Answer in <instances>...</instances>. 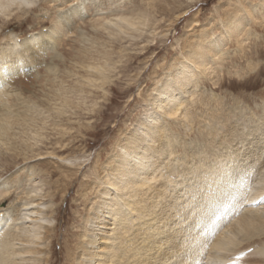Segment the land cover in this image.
Wrapping results in <instances>:
<instances>
[{
	"label": "rangeland",
	"instance_id": "1",
	"mask_svg": "<svg viewBox=\"0 0 264 264\" xmlns=\"http://www.w3.org/2000/svg\"><path fill=\"white\" fill-rule=\"evenodd\" d=\"M30 1L31 4L24 9L14 5L10 9L12 15L9 20L6 14L0 13V31L9 22V29L14 33L12 55L20 54L22 61L18 59V64L25 59L27 61L22 68L24 73L15 76L11 83L2 84L0 93L5 91L3 93L12 98L9 110L13 115L24 111L28 114L29 111L28 115L35 118L32 131L26 125L23 127L19 120V124H12L9 130L10 139H0V194L3 190H9L6 196L0 195V208L7 209V221L2 229L7 231V237L4 235L2 238L4 241L13 243L16 249L24 246L15 240V234L19 232L17 209H24L22 204L25 200L33 202L29 206L31 209L38 208L37 201L43 202L48 204L43 210V214L47 215L44 224L52 233L48 241L39 244V247L47 246L46 252L34 255V259L46 256L50 257L51 264H77L74 257L86 239L85 229L91 228L85 212L95 206L96 199H93L96 190L108 186L98 185L105 173L102 167L111 158L118 141L129 137L140 122H146L145 111L152 110L149 102L157 96L156 87L178 67V61L185 60L184 54H188L200 35L214 40L210 45L207 41L204 43V47L212 48V52L206 54L207 67L200 61L189 63L190 66L182 70V76L191 77L193 86L186 87L185 81L179 89L174 86L175 92L180 90L177 98L183 104L180 110L182 114L170 116L163 113L162 106L160 109L153 107L160 114L155 121L161 124L160 133H169V140L173 141L169 148L172 153L164 161L167 164L170 161L172 169L176 171L172 174L173 180H181L198 158L215 161L214 156L217 155V159L225 160L226 152L234 154L232 149L239 148L240 153L251 156L235 158V162L239 160L240 176L237 172L233 176L225 175L222 186H232V190L238 189L239 192L243 189L244 199L248 197L250 189L247 187L250 184L254 190L264 186L263 182L257 183L264 180V0ZM257 4L260 9L253 12L252 5ZM242 8L246 11L241 13L243 21L237 27L238 33L222 36L221 32L225 33L221 25L223 20L226 23L229 21L228 11H238L237 14H240ZM15 14L22 16L17 18ZM58 15L66 18L60 23L61 26L57 24V28L52 27ZM125 17L132 23L131 26L120 20ZM50 28H55V34H48ZM41 32L46 34L42 38L47 40V45L31 60L24 52L25 45L30 43L32 35ZM13 44H7V47H13ZM0 47L6 48L5 44ZM13 71L7 69L5 73L2 70L3 78ZM88 78L92 80L90 83ZM64 97L68 104L63 105ZM57 108L62 109L59 115L55 110ZM183 113L186 119L182 118ZM35 130L42 132L41 136L35 135ZM235 131L245 137L241 139L239 135L235 136ZM26 144L33 145L34 151L28 149ZM42 159L48 160L44 166L38 163ZM183 159L191 162L184 171ZM161 160L159 162L164 165L165 162ZM251 161L262 162V166L259 170L254 167L250 171L253 165ZM44 169L56 175L48 177ZM231 171L230 168L227 173ZM60 172L67 175L68 183L64 182ZM251 178H256V182L254 179L250 182ZM100 184L103 185L102 182ZM200 186L202 183L196 180L189 187V191L195 189L194 193L197 192L190 198H187L190 195L187 187L183 191L180 185L171 191L176 192L178 203L184 206L179 217H174L179 218L181 224L192 211L193 221L198 223L196 227L205 223L192 206L199 197L198 191L204 190ZM180 188L182 193L188 194H181ZM112 194V199L121 200V193ZM229 196L227 194L225 198ZM231 202L227 199L218 202L215 199L210 202L207 213L216 211L215 206L226 203L224 210L217 214L227 222L233 220L230 217L234 212L236 214L241 210L236 218L249 208L258 209V214L264 217V199L257 204L240 201L231 206ZM162 208L155 215L160 214ZM203 208L200 206L199 210ZM202 213L204 216L205 212ZM224 221H221V225ZM28 224L25 226L28 227ZM132 228L129 229V237ZM159 237L153 236L150 241ZM132 247L128 254L132 253ZM9 248L1 251L3 257L15 258L19 262L20 256L11 257ZM33 262L32 258L22 263ZM207 263L219 264L214 261Z\"/></svg>",
	"mask_w": 264,
	"mask_h": 264
},
{
	"label": "bare ground",
	"instance_id": "2",
	"mask_svg": "<svg viewBox=\"0 0 264 264\" xmlns=\"http://www.w3.org/2000/svg\"><path fill=\"white\" fill-rule=\"evenodd\" d=\"M31 2L32 1L30 0H0V13L3 15L6 14V17L9 20L10 16L12 15L10 9L14 5L24 9L27 8ZM240 6H243V4ZM252 7L255 10L253 12H256V10L259 11L260 9L258 4L252 5ZM245 11L246 10L244 8L241 9L240 14H237L238 11H228V14L230 13V15H228L229 21L226 23L225 20H223L221 25L223 32L225 33L223 34L221 32L222 36H230L232 34L235 35L238 33L237 27L241 26L243 21V18L241 19V13ZM15 15L17 18L22 16L21 14ZM58 16L54 20L55 24H52V27L57 28V24H62L66 18L64 15ZM120 20L124 21L126 24H129V26L132 25V23L126 19V17ZM8 23L4 24L1 28L2 30L0 31V46H4V44L6 46V48L0 47V88L3 86L2 84L7 82L11 83L15 76H19L20 74L24 73L22 68H24L25 63H27L25 59L21 64H18L20 54L17 56L12 55V52L14 51L13 49L15 47V39L14 33H12V30L9 29ZM112 24L113 23H111V25ZM54 30L55 28H50L48 34L53 32L55 34L56 30ZM45 35L46 34L44 32L36 33L30 37V43L25 45L26 48L24 49V52H26L31 60L37 56L35 54L39 53L46 47L47 40H43ZM50 36L54 35L51 34ZM206 41L208 44L214 42V40H207L204 35H200L199 38L193 42V49L190 48L187 52L189 55L184 54L185 60L178 61V67H176L172 73L168 74L162 80L161 84L156 87V89L154 88L157 91V96L149 102V104L152 106V110L147 109V111H145L147 112L146 122H140L139 124L136 123L138 124V127L133 129V133H129V137L125 136L122 139L120 138L121 140L119 139L120 141H118L112 151L113 154L111 158H109L105 163V166L102 167V170L105 173H102V176L100 175L102 178L99 179V181H101L103 185L100 184L101 182H98V185H100V187L104 185L111 187L107 188L108 186H104L105 188L103 187L97 189L94 193V199L92 198L93 200L96 199L95 206L89 209L86 208L87 212H85V217L86 221H88V223L91 225V228L88 230L85 229L87 233L86 239L83 241V246L78 249L79 251L74 257V262H77V264H82V257L84 258V264H208V261H214L216 263L219 262L220 264L225 262L233 254H236L239 264H264V217L258 214V209H246L239 217L236 218L235 216L241 212V210L236 214L234 212V215L230 217V219H233L231 222H227L228 220L226 221L225 218H219L218 215L219 212L221 213L224 210L226 203L215 206L216 211H210L207 213L210 202L215 199H217L218 202H222L225 199L232 201L231 206L240 201H244L246 203H260V201L258 202L255 200L264 196V186L255 188L254 190L251 184L248 183V185H250L247 188H249L250 191L247 193L248 197L246 199H244L245 193H242L243 189L239 192L238 189L232 190V186H228L227 188L222 186L223 181H225V175L233 176L236 172L238 175L241 173L238 170V168H240L238 164L239 160L235 162V158L237 156H247L249 158L251 154L240 153L238 150L239 148L232 149L234 154L229 151L225 153V160L222 158V160H224L223 163H225L224 165L222 160L217 159V155L214 156L215 161L211 158V160L198 158L195 161L197 164L193 162V164L189 166L188 171H185V176L182 175L183 178L181 180H173L172 174L176 171L172 169L170 161L169 164L164 161L166 156L172 153V150L169 148L173 145V141L169 140L171 138L169 133H160L161 124H157L158 122L155 123V121L158 119L157 117H159L160 114L157 110L155 111V109H160L163 107V113H169L170 116L175 114L180 116L182 114L180 110L183 104H181L177 98V96L180 94V90L178 93L177 91L175 92L174 86H178L179 89L183 81L186 82V84L184 83L186 87L193 86V84L190 83L191 77L187 75L182 76L181 72L182 70H185L184 67L190 66L189 63L195 64L201 61V63L206 66V56L212 52V48L209 49V47H204V43H206ZM10 43H14V46L7 47V44ZM216 43L218 44L219 40H217ZM19 61L21 62L22 59L20 58ZM91 67L94 69V66ZM7 69H14V71L7 73L5 78H3L4 74L1 73V71L4 70L6 73ZM91 81L89 80V83ZM1 92L0 112L2 113H0V139L5 137L9 140V130L12 128V124H19V120H21L20 124L23 125V127L26 125L25 127H28L27 129L32 131L34 127H31L33 126L35 118L28 115V110V114H26L24 111L22 114L16 113V115H13V113L9 110L10 106L12 105L10 103L12 98L6 96L3 93L5 91ZM3 103H5V106H3ZM62 103L63 105L68 104L66 97H64V102ZM153 107H155V109H153ZM60 108L55 109L57 110L58 115L62 113V109ZM182 118L186 119L185 113H183ZM16 126L18 125H15V127ZM43 130H45V128ZM130 130L132 131L131 128ZM33 133L37 136H41L40 133L42 134V132L38 133L36 130ZM225 134L227 135L228 133L225 132ZM171 135L173 134L171 133ZM234 135H239L241 139L245 137H241L242 134H238L236 131ZM26 146L32 152L34 151L33 145L31 146L30 144H26ZM60 147L63 146L61 145ZM130 150H134V155H130ZM174 154H176V152ZM162 156L164 158H162ZM30 158L31 157H26V159ZM46 160L47 159H42L38 163H41V165L44 166L48 162V160ZM159 160H161L162 163L164 161V165H161ZM190 160H192V157ZM190 160L183 159V162H181L185 164L183 171L184 169L187 170V164L191 163L189 162ZM232 160L234 161V163H232L233 166H231ZM194 163L196 165H194ZM251 163L253 162L251 161ZM256 164L258 166L257 168ZM168 165H170L171 168H169ZM261 166L262 162L258 161L257 163L254 161L253 165L250 166V171L254 167L256 170H259ZM230 168L232 171L227 173ZM106 171H110V173L107 174ZM44 172L48 175V177L56 175V173L53 171H45L44 169ZM61 175L63 176L64 182L68 183L69 181L66 178L67 175L63 173H61ZM96 177L99 178L98 176ZM252 179H254V182H256V178H251L250 182ZM158 180L160 181L158 182ZM196 180L202 183V187L200 186V189L204 188L203 191H198L199 197L196 203H194L195 205H192L194 207L193 210L196 208L200 220H205V223L200 224L199 228L196 227L198 226V223L196 224L193 221V211L187 214V216L184 218L185 222L183 224L178 221L179 218H174L179 217V213L183 211L184 206H181L180 203H178L179 197L177 194H175L176 192L171 193V191H175L177 186L181 185L183 189L187 187L188 192H190V195H187V198L193 197L192 195H196L197 192L194 193L195 189L189 191V187L193 186ZM156 182H158V184H155ZM261 182L264 183V180H259L257 183ZM96 188L97 187H95V189ZM182 188H180V193L188 194V192L182 193ZM90 189L92 188L90 187ZM185 190L187 189H184L183 191ZM8 191L9 190L7 189L3 190L0 195L3 194L6 196ZM112 192H119V194L121 193L119 197L121 202L117 201L118 199H112ZM222 194L223 196H221ZM227 194H230V196L225 198V195ZM49 196L51 197V194ZM31 198H33V196H31ZM167 198L169 199L167 200ZM160 203H164V205L162 204L163 206L159 207ZM32 204L33 202H26L25 200V202L22 204L24 209H17L18 212L16 215L17 220L19 221L17 223V230L19 232L15 234L17 237H15V240H18L19 243L24 245L17 249L14 248L15 246L13 243L8 244L2 239L4 235L7 234V231H2L5 222L7 221V209L0 208V264H24L22 262L29 261V259L31 260L32 258L34 260L32 264H51L50 257L45 256L36 258L37 260L34 259V255H39L40 253L46 252L45 249H47V246L44 245L39 247V244L42 245V243L48 241L51 237L52 232L50 231L52 230L44 224L45 220L47 219V215L43 214V210L48 204L46 205L43 202L37 201L36 206H38V208L31 209L29 206ZM189 206L190 205L187 207ZM200 206H204L202 210L205 212L204 216L202 211L199 210ZM127 208H129L128 212H126ZM160 208H162L160 210V214L155 215V212ZM131 212H133V214H130ZM177 213L178 216H176ZM210 214L211 216L209 217ZM216 215H218L217 218L219 219L216 218ZM223 220L225 221L221 225V221ZM27 223H30L28 224V227L25 226ZM133 226L137 227L134 229L132 228ZM130 227L133 230L130 233L131 237L128 236ZM150 230L151 232L148 234V231ZM153 236L160 237L159 239L157 238L158 240L153 238V240L150 241L151 237ZM123 238L126 239L123 241ZM133 245L134 247H132ZM8 247H11L9 248V254L11 257L18 255L20 256L19 262H16L15 258L8 259L3 257L1 251L8 250ZM131 247L133 251L131 254H128L127 251ZM250 247L252 250L246 252V250H248ZM126 253V258L122 259V257H125ZM27 255L29 256L26 257ZM204 259H206V261H203L204 263H202V260Z\"/></svg>",
	"mask_w": 264,
	"mask_h": 264
},
{
	"label": "snow or ice",
	"instance_id": "3",
	"mask_svg": "<svg viewBox=\"0 0 264 264\" xmlns=\"http://www.w3.org/2000/svg\"><path fill=\"white\" fill-rule=\"evenodd\" d=\"M78 7V5H77ZM130 155H134V150H130Z\"/></svg>",
	"mask_w": 264,
	"mask_h": 264
}]
</instances>
